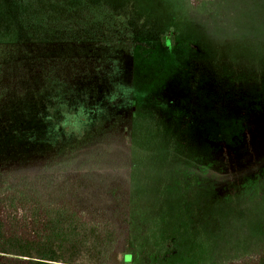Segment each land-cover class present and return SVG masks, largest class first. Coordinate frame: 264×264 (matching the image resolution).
<instances>
[{
	"label": "trees",
	"instance_id": "1",
	"mask_svg": "<svg viewBox=\"0 0 264 264\" xmlns=\"http://www.w3.org/2000/svg\"><path fill=\"white\" fill-rule=\"evenodd\" d=\"M203 1L209 0H187L192 8ZM102 6L0 0V178L6 171L45 174L47 181L67 175L68 182H80L75 191L86 202V209L66 200L44 205L27 189L0 188V264L133 259L128 214L118 206L128 186L141 199L156 195L158 228L202 231L206 264H264V247L231 255L248 214L264 199V77L261 83L255 75L245 78L260 90L248 95L247 119L233 144L208 139L194 150L145 116L109 125L100 120L95 130L78 134L80 126L62 120L85 115L89 99L85 57L73 52L86 46L88 27L115 15ZM171 43L160 38L162 46ZM93 66L91 80L105 78L100 61Z\"/></svg>",
	"mask_w": 264,
	"mask_h": 264
},
{
	"label": "rangeland",
	"instance_id": "2",
	"mask_svg": "<svg viewBox=\"0 0 264 264\" xmlns=\"http://www.w3.org/2000/svg\"><path fill=\"white\" fill-rule=\"evenodd\" d=\"M86 1L100 2L115 15L88 27L86 46L73 52L77 59L85 57L89 99L85 115L62 119L67 127L80 126L76 131L83 134L95 130L100 120L109 125L116 118L145 116L194 150L208 139L237 140L249 112L248 95L260 90L257 85L264 77V0H209L195 8L187 0ZM162 36L171 39V46L160 44ZM98 61L106 76L95 74L91 80ZM251 75L259 78L256 89L245 80ZM96 82L102 86L95 88ZM99 110V120L90 116ZM84 116L86 122L81 121ZM10 173L0 178L2 191L18 186L35 193L44 205L66 200L86 209L85 197L75 191L80 182H68L67 175L47 181L45 174ZM127 189L126 200L118 206L126 208L135 255L122 264H206L202 231L170 230L165 224L158 228L156 195L141 199L130 193L131 186ZM248 216L242 245L232 257L264 247V199ZM231 255L227 260L234 259Z\"/></svg>",
	"mask_w": 264,
	"mask_h": 264
}]
</instances>
